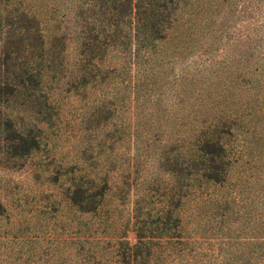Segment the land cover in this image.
I'll use <instances>...</instances> for the list:
<instances>
[{"label": "trees", "instance_id": "obj_1", "mask_svg": "<svg viewBox=\"0 0 264 264\" xmlns=\"http://www.w3.org/2000/svg\"><path fill=\"white\" fill-rule=\"evenodd\" d=\"M238 1L0 0L5 153L23 161L57 149L55 141L64 137L77 140L67 130L65 102L93 101L91 117L82 120L76 160L61 164L57 173L70 177L67 200L87 218L79 248L84 264H155L163 254L172 255L167 245L183 236L187 203L201 200L205 190L234 186L236 176L248 191L258 190L257 264H264V173L255 172L262 163L252 155L264 130L251 113L264 110V19L244 42L227 34L228 41L203 44L193 28L195 22L202 31L216 24L223 3ZM48 23L54 27L50 37ZM73 34L79 38L75 56ZM234 42L251 51L228 52L221 67L212 55L207 67L208 59L177 68L190 60L196 43L206 46L203 59L207 48ZM11 106L15 111H8ZM120 112L128 113L122 127ZM125 138L128 157L119 160L117 144ZM155 156L172 186H158L155 179L120 222L113 215L122 210L107 206L111 174H120L128 195Z\"/></svg>", "mask_w": 264, "mask_h": 264}, {"label": "rangeland", "instance_id": "obj_2", "mask_svg": "<svg viewBox=\"0 0 264 264\" xmlns=\"http://www.w3.org/2000/svg\"><path fill=\"white\" fill-rule=\"evenodd\" d=\"M244 5L247 10L241 11ZM220 13L217 23L208 25L203 31L195 22L194 31L199 32L196 41H202L200 43L203 44V41H228L227 34H231L232 41L248 40L247 35H256L255 30L264 19V0H239L234 5L223 3ZM45 29L47 36L53 35L52 24H46ZM71 36L74 42L70 51L75 56L79 38L77 34ZM3 46V41H0V55ZM192 46L195 47L190 60L180 62L177 68L193 62L203 64L208 59L209 62L203 64L207 67L214 60L212 55L221 67V61L228 52L246 54L251 51L248 44L234 42L224 47L215 44L207 48L201 59L206 46L200 49L199 43ZM261 52L264 53V50ZM92 103V100L79 97L65 102L66 114H69L65 120L67 130L73 129L72 134L77 140H67L65 137L59 139L55 141L57 149L49 153L41 151L23 161L15 160L5 153V143L0 142V204L4 208L0 209V264H84L79 248L85 231L81 222L87 218L79 215L67 200L70 177L65 176V172L57 173L61 164L66 167L76 160L79 149V142L76 141L81 140L82 120L92 115L89 110L94 106ZM8 111H15V107L11 106ZM251 113L254 114L253 122L259 123L264 130V110ZM127 117V112H120L117 124L121 127L125 125ZM103 138L105 134L96 143ZM258 143L252 155L262 165L256 166L255 172L264 173V145L260 146L264 140ZM107 145H110L109 142ZM129 149L130 143L126 138L117 144L119 160L128 157ZM259 153H263L261 158H258ZM111 175L114 187L109 193L111 202L107 206L109 209L122 210L113 215L120 222L128 216L134 202L141 199L149 187L154 186L155 179L158 186L165 182L170 183L169 187L172 186L168 181L170 177L159 170L156 156L148 160L139 178L140 184L132 188L128 195V190L122 186L120 174L115 172ZM55 176L60 178L59 182H55ZM233 184L205 190L201 200L187 203L180 242L167 245L171 249L168 252L172 251L173 254H163L155 264H257V255L261 252V247L257 245L260 233L255 220L261 206L256 198L258 190L248 191L237 176ZM89 234L92 235V232ZM129 239L135 243L133 233H130ZM162 251L166 252V249Z\"/></svg>", "mask_w": 264, "mask_h": 264}]
</instances>
